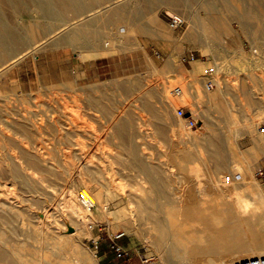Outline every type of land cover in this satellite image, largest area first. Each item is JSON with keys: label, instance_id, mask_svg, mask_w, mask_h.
<instances>
[{"label": "rangeland", "instance_id": "1", "mask_svg": "<svg viewBox=\"0 0 264 264\" xmlns=\"http://www.w3.org/2000/svg\"><path fill=\"white\" fill-rule=\"evenodd\" d=\"M251 1L254 2L253 6L247 4V0H236L242 10L244 6H251L254 12L257 10V17L253 16L260 18L245 17L247 33L235 18L239 9L235 8V11L231 0H215L213 10L205 8L203 0L171 9L165 4L153 3L148 14L136 18L141 24L140 29L135 32L128 47L124 48H115L113 39L106 36L109 24L105 19L114 9L96 12L99 5L94 3L92 8L96 7V10L90 12L92 25L89 26L91 35L87 48L66 42L51 45L47 41L8 70L2 71L3 66L0 67V247L7 252L5 258L12 262L10 264H21V259L11 250L19 251L23 243L26 245L22 249L25 258L30 259L32 264H50L53 258L58 263L60 257L56 247L64 243L73 246L75 242L96 254L99 261L96 253L98 239H109V235L124 230L123 226L127 227V236L121 241L126 248L148 257V264H169L163 259L166 254L159 251L160 246L151 245L157 230L138 214V195L151 192V184L136 171L134 160L125 154L128 152L115 145L119 139L112 137L111 116L105 115L102 107L108 108L119 118L132 120L131 132L127 134L142 156L149 154L154 163L166 170L163 178L169 183L166 187L168 192L183 189V192L195 195L191 196L192 199H201L198 192L204 191L199 187L207 185L208 168L215 167L219 161L226 167L217 176L223 188L228 189L236 183L240 187L229 194V199H234L237 193L249 200L260 196L264 199V180L256 176L254 167L244 179L230 172L234 165L247 166L253 153V149L246 146L252 132L237 126L238 115L246 114L249 111L247 106L250 102H256L257 96L264 104V0ZM220 3L221 16L227 18L224 21L230 23V29L224 32L219 28L210 35L212 52L191 45L187 40L180 41L178 56L168 67L175 42L160 34V19L166 22L174 36H180L187 30L188 22L184 18V24L174 28L170 24L171 15L183 16V12L189 14L194 10L200 18L213 17L223 22L218 20ZM223 3L229 4L230 11L227 9L226 13L223 12ZM7 15L11 25L19 27L24 33H35L37 39L43 37L41 25L52 21L39 18L37 12L34 13L36 17H19L13 11H7ZM76 15L73 13L70 18ZM32 20L39 21L40 26L32 24L25 28L26 22ZM258 22L261 27L257 30L254 25H258ZM52 23L60 25L62 21ZM99 33L103 37L97 41L94 37ZM190 51L195 54L191 64L198 66L201 78L204 67H215V62L223 65L222 75H213H216V82L219 83L216 88L222 87V81L227 79V87L231 85L232 89L229 95L220 94L213 100L208 98L206 88L190 76L191 66L184 61ZM198 59L207 63L203 64ZM180 66H184L187 72L185 76L176 74ZM246 77L256 81L251 87L258 95H241L242 90L247 92L250 87L241 84L240 79ZM194 83L202 99L196 98L199 95L194 97V89H191ZM164 85L169 86L168 89L183 86L184 96H187L184 100H188L177 104L176 116L170 122L156 115L160 110L157 106L161 103L159 93ZM145 103L151 107H146ZM220 104L223 107H219ZM186 106L201 113L200 117L194 116L198 120L195 127H190L185 117L178 113L179 108ZM13 121L24 123L29 133L20 135L17 126L11 125ZM181 121L185 132L178 137ZM254 121L259 122V139L264 140V118H255ZM194 133L199 136L197 140L192 138ZM208 139L213 140L214 144L208 146ZM180 148L192 150L193 154L182 161V166L178 165L180 160L174 157ZM21 151L32 154L35 160L46 158L50 162L45 164L50 172H42L35 167L24 169L25 177L32 184L29 188L14 179L9 170L10 163L24 166L26 159L20 157ZM260 151L255 149V153ZM111 153L114 156H110ZM116 154H121V157H116ZM201 155L204 159L199 158ZM84 165L98 169L99 178L84 174ZM229 173L233 176L232 184L225 186L224 175ZM40 177L48 181L42 184ZM47 183L52 186H46ZM82 186H86L92 194H104L107 208L113 211L109 218L98 219L93 226L88 224L90 233L87 235L78 230L76 219L79 217L75 216V219L70 215L69 206L68 194L73 189L79 206L86 207L77 198ZM214 191L206 189V192ZM94 200L98 204V199ZM92 208L93 211L97 210L96 206ZM165 209L159 208L154 213L162 221L165 220ZM118 212L125 217L116 219L114 213ZM2 214L7 217H1ZM191 230L199 231L197 228ZM169 242L168 239L164 240L165 244ZM42 253L52 260H42ZM5 258H0V264L5 262ZM184 264L187 263L184 261Z\"/></svg>", "mask_w": 264, "mask_h": 264}, {"label": "bare ground", "instance_id": "2", "mask_svg": "<svg viewBox=\"0 0 264 264\" xmlns=\"http://www.w3.org/2000/svg\"><path fill=\"white\" fill-rule=\"evenodd\" d=\"M197 1L199 0H0V67L3 66L2 71L8 70L15 62L35 52L39 46L47 41H49L48 44L51 45L66 42L70 45H79L82 48H87V46L90 45L91 35L89 26L92 25L90 12L96 10V7L92 8L94 3L99 5L97 7L99 10L96 12L106 8L114 9L105 19V22L109 24V31L106 36L113 39L115 48H124L128 47L130 44L129 41H131L135 32L140 29L141 24L136 21V18L148 14V12L152 10L151 7L153 3L165 4L171 9L172 7H180L182 4L185 5L188 2L192 4V2ZM231 1L233 2L234 9H239V11L235 9L238 13L235 15V18L238 19L240 26H242L245 33H247L248 24L246 18L253 17L257 20L260 19L259 17L256 18L258 14L257 10L254 12L251 7L254 2L247 0L249 4L251 3V6L250 8L244 6L242 10L238 7L236 0ZM203 3L205 4V8L207 7V9L209 8L211 10L215 9V0H203ZM223 5L225 7H222L226 8L227 5ZM7 11H13V13L19 17H36L34 13L37 12L39 18L50 21L61 20L62 23L60 25L52 23V21L43 23L41 25L43 37H38L37 39L35 33H24L19 27L11 25V19L8 17ZM186 12H183L184 17H182L186 18L188 22L187 30L180 36H174L166 22L164 23L161 19V24L156 22L160 24L158 25L160 34L162 33L165 39L168 37L175 42L173 53L168 61V67L171 66L175 57L178 56L177 50L181 49L180 41L187 40L191 42V45H196L210 53L212 52L213 45L209 39L210 35L215 34L217 29L219 31V28L224 32L230 29V23L227 21L218 22L216 18L213 17L203 19V17L200 18L194 10L189 14ZM71 13L77 14L76 17L71 19ZM174 15L178 14L174 13ZM73 19L77 20L73 21ZM258 23V25H254L257 26L255 27L257 30L261 27L260 22ZM32 24L39 25V21H27L25 28H28ZM102 37L103 35L99 33L94 38L99 41ZM96 44L98 45L99 42ZM197 61L203 64L207 63V61H201L199 59ZM215 63V73H217L218 76L219 74L222 75L223 65L221 66V63L219 64L218 62ZM207 68L204 67L202 78L198 74V66H194L193 69H190L189 73L190 76L196 78L195 82L199 83L204 89H207H205L206 95L213 100V98H218L220 95V91L218 90L220 87L213 91L207 87L208 77L205 75V70ZM215 77L216 75L210 76V79L215 81L216 87L219 83L216 82L217 79ZM223 81L222 83H226L227 79L225 82ZM182 85L184 86V83ZM193 85L191 89H194V97L199 95L196 98L202 99L203 96L199 94L195 83ZM183 86L179 85L174 89H168L169 86L166 87V85L161 87L159 93L161 103L157 106L160 110H158V114L156 113L160 119L169 122L170 120L172 121L176 116L175 109L177 104L182 101H188L184 100L187 96H184L185 90ZM177 87L180 89L178 92L176 91ZM215 87L213 89H215ZM225 89L227 90V88ZM192 98L190 97L191 100ZM194 99L193 101L196 100ZM144 105L148 108L151 107L148 103ZM102 109L105 115L111 116V127L112 133L114 134L112 137L119 139L115 145L128 152L125 154L134 160V164L137 166L136 171H138L139 175L143 176L145 181L151 184V192H141V194L138 195L137 208L139 216L147 219L151 227L157 230L154 240L152 239L151 241V245L156 247L160 246L159 251L166 254L163 256V259L169 261V264H184V261L187 264H233L242 259L264 256V199L261 196L252 197L251 200H249L237 193L234 199H229V194L232 191H238L240 187L236 183L228 189L223 188L224 185L218 181L217 176L222 170L226 169V167L219 161L216 162L215 167L208 168L207 185L199 187V189L204 191L198 192L199 195L202 196L201 199H192L195 195L192 192H183V189L175 192H168L166 187L169 183L163 178V172H166V170L154 163L149 154L144 153L142 156V154L138 152V146L133 143L131 137L127 134V132H131L130 129L133 126L132 120L130 118H119L108 108L102 107ZM190 115L191 114H187V116ZM185 119L187 120V117H185ZM10 123L11 125L17 126L20 130V135L25 136L29 133L28 128L21 121H13ZM182 124L184 125L181 121L179 124L181 129L177 134L178 137H181L182 133L185 132ZM198 137L197 133H194L192 136L195 140H197ZM213 142V140L208 139L207 145L209 146ZM212 149L216 152L215 148ZM109 155L114 156L112 153ZM192 155V150L181 148L174 153V157L180 160L178 162L179 166H182V161H184V159ZM115 156L121 157V154H116ZM20 157L26 159L24 166L22 167L18 164L10 163L9 170L13 178L23 183L25 187L29 188L32 184L29 182V179L25 177L24 169L35 167L37 168L36 170L39 169L42 172H50L45 166L46 162L50 163L48 159L45 158L40 161L35 160L32 154L26 151H21ZM199 158L204 159L202 155ZM250 163L251 161H248L247 166L234 165V168L230 166L231 170H229L232 174L244 179L245 176L249 175L250 170H253ZM82 170H84V174L93 175L98 178L100 176V171L98 169L90 168L87 165H84ZM196 171H198V169H196ZM229 174L224 175L223 182L225 186L226 184H232V179L230 181L226 179V176ZM40 180L42 184L48 181L47 178L43 177H40ZM46 186L51 187L52 184L47 183ZM207 188L214 189L215 191L206 192ZM83 194L90 199L97 210L93 211V208L89 204H85L82 199ZM68 195L70 201V215L75 219L77 216L79 217L76 220L78 222V230H80L81 234L87 235L90 233V230L87 228L88 224L89 226H93V223H96L98 219L109 218L110 215L113 214V211H109L107 208V204L105 203L106 198H104L105 195L101 193L92 194L86 186L81 187V191L77 196L86 207L79 206L75 200V191L73 189L69 191ZM95 198L98 199V204H96ZM159 208H166L164 221L158 219L154 214L159 211ZM114 214L116 219L122 216L125 217L123 213L118 212ZM1 217H7V215L2 214ZM192 228H197L199 231L191 230ZM123 229L124 230H120L117 235L126 234L127 227L123 226ZM166 239L170 241L167 244L164 243ZM25 246L26 245L23 243V250ZM56 248L58 250V256L60 257V261L57 259L58 263H56L57 261H53L55 258H53V260L47 259V254L45 253L41 255L42 260L48 262L52 260L53 263L50 261V264H99L96 254H93L87 247L80 243L75 242L73 246L64 243ZM22 249H19V251L12 249L11 252H14L13 254H16L19 259H21V264H32L30 259L25 258L26 256ZM5 257H7V252L0 247V258L3 259ZM4 261L5 262L2 264L12 263L9 262L8 258H5Z\"/></svg>", "mask_w": 264, "mask_h": 264}, {"label": "crops", "instance_id": "3", "mask_svg": "<svg viewBox=\"0 0 264 264\" xmlns=\"http://www.w3.org/2000/svg\"><path fill=\"white\" fill-rule=\"evenodd\" d=\"M247 4H249L248 1H247ZM255 4H258V2H255ZM225 5L228 6L227 3H225ZM227 6H226V8H224L225 6L223 7L224 13H226V11H227ZM228 9H229V6H228ZM229 11H230V9H229ZM224 19H227V18L221 16V3H220L218 20L224 21ZM227 51L231 52V50H227ZM189 64L191 66V68H189V69H193L194 66L191 64V62ZM183 67L184 66H180L177 69L176 74L185 76V74L187 72L184 70ZM256 68H258V67L256 66ZM240 80H241V84L245 83V84L250 86L247 92L242 90L241 95L246 94V95L250 96L251 93L256 94L254 92V89L251 87L252 85H255V83H256V81L252 77L241 78ZM225 88H227V90ZM218 90L220 91V94H222V95H227V93L229 95L232 92V89L230 87H227V83H224L222 88L220 87ZM256 95H258V94H256ZM257 97L258 98H257L256 102H250V105L247 106L249 108V111L246 114H244V115L239 114L238 115L239 120L237 121L238 127H241V128L243 127L246 132H252V136L248 140L249 143L246 146L248 148L253 149V151H252L253 153L251 154V157H252L251 161H252V167H254V169L256 170V173L259 171L264 172V140L259 139V137H260V130H259V126H258L259 122L256 123L254 121L255 118H258V119L264 118V104L261 103L259 96H257ZM219 107H223V105L220 104ZM229 107L231 108L232 105L229 104ZM185 110L187 111V114H191L193 116L196 115L197 117L201 116V113L199 111L194 112L192 110V108L189 106H186ZM262 125L264 128V121L262 122ZM252 137H255V139L253 140ZM255 149H260L261 150L260 153H255ZM261 179L264 180V176L261 177ZM126 249L128 250L127 255H125L123 257H117L115 252L113 250H111L109 245H108V238L103 239V241L101 239H98V241L96 243V253H97V256L99 257V264H142L141 255L135 254L134 252H131V250L129 248H126Z\"/></svg>", "mask_w": 264, "mask_h": 264}, {"label": "built area", "instance_id": "4", "mask_svg": "<svg viewBox=\"0 0 264 264\" xmlns=\"http://www.w3.org/2000/svg\"><path fill=\"white\" fill-rule=\"evenodd\" d=\"M185 22V19L180 15H171L170 16V24L174 28H178L182 26ZM195 60V54L193 51H190V54L184 57V61H188L189 63L191 61ZM215 73V68L209 67L205 70V75L208 77L207 81V87L209 89H213L215 87V81L210 79V76H212ZM176 91H180V89L177 87ZM178 113L181 116L187 117L188 125L190 127H195L198 123V120L193 116H187V111L185 110V107H181L178 109ZM256 176L261 179V177L264 176L263 171H259L256 173ZM227 181H230L232 179V176L229 174L226 176ZM82 199L84 200L85 204H89L91 207H93V203L90 201V199L87 198L84 194L82 195ZM127 234L123 233L120 235H109L108 239V245L111 250H113L117 257H123L128 254V250L126 249L125 245L122 243V239L126 237ZM150 259L145 256H141V262L142 264H148ZM233 264H264V256H256L252 258H246L239 261L234 262Z\"/></svg>", "mask_w": 264, "mask_h": 264}]
</instances>
